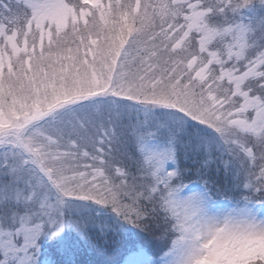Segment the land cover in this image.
<instances>
[{
  "label": "snow or ice",
  "instance_id": "obj_1",
  "mask_svg": "<svg viewBox=\"0 0 264 264\" xmlns=\"http://www.w3.org/2000/svg\"><path fill=\"white\" fill-rule=\"evenodd\" d=\"M93 232L264 264V0H0V264Z\"/></svg>",
  "mask_w": 264,
  "mask_h": 264
},
{
  "label": "trees",
  "instance_id": "obj_2",
  "mask_svg": "<svg viewBox=\"0 0 264 264\" xmlns=\"http://www.w3.org/2000/svg\"><path fill=\"white\" fill-rule=\"evenodd\" d=\"M134 240L145 247H153L149 244V238L144 233H134ZM112 237L100 239L95 232L85 240L75 252L64 253L56 247L50 246L46 249L49 258L55 264H121L126 255V245L113 244Z\"/></svg>",
  "mask_w": 264,
  "mask_h": 264
},
{
  "label": "rangeland",
  "instance_id": "obj_3",
  "mask_svg": "<svg viewBox=\"0 0 264 264\" xmlns=\"http://www.w3.org/2000/svg\"><path fill=\"white\" fill-rule=\"evenodd\" d=\"M121 264H123V262Z\"/></svg>",
  "mask_w": 264,
  "mask_h": 264
}]
</instances>
